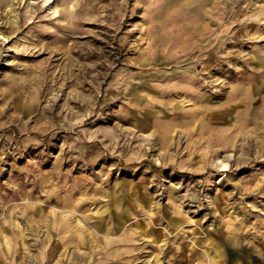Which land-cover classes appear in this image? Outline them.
I'll use <instances>...</instances> for the list:
<instances>
[{"label": "rangeland", "instance_id": "374dc122", "mask_svg": "<svg viewBox=\"0 0 264 264\" xmlns=\"http://www.w3.org/2000/svg\"><path fill=\"white\" fill-rule=\"evenodd\" d=\"M0 264H264V0H0Z\"/></svg>", "mask_w": 264, "mask_h": 264}, {"label": "bare ground", "instance_id": "6f19581e", "mask_svg": "<svg viewBox=\"0 0 264 264\" xmlns=\"http://www.w3.org/2000/svg\"><path fill=\"white\" fill-rule=\"evenodd\" d=\"M225 167V166H224Z\"/></svg>", "mask_w": 264, "mask_h": 264}]
</instances>
